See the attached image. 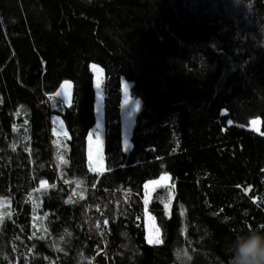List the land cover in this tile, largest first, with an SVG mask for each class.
Returning a JSON list of instances; mask_svg holds the SVG:
<instances>
[{"label": "trees", "instance_id": "trees-1", "mask_svg": "<svg viewBox=\"0 0 264 264\" xmlns=\"http://www.w3.org/2000/svg\"><path fill=\"white\" fill-rule=\"evenodd\" d=\"M253 9L252 18L231 0H0V264H227L231 240L264 231V49L248 38L264 24V0ZM92 62L104 74V171L88 165ZM124 76L142 99L128 152ZM64 79L70 104L52 98ZM54 114L70 134L62 156ZM254 117L261 132L245 126ZM163 173L175 198L168 214L155 191L163 241L152 244L144 190Z\"/></svg>", "mask_w": 264, "mask_h": 264}, {"label": "rangeland", "instance_id": "rangeland-1", "mask_svg": "<svg viewBox=\"0 0 264 264\" xmlns=\"http://www.w3.org/2000/svg\"><path fill=\"white\" fill-rule=\"evenodd\" d=\"M90 67L94 73V85L96 90V123L90 130L89 136L91 134V139L88 136V165L89 168L95 171H104L106 170L105 158H104V114H103V101H102V84H103V68L97 62H92ZM67 82V83H66ZM97 83L100 84V88L97 89ZM72 81L70 79H64L56 92L52 94V98L62 99L66 104H70L71 95H72ZM133 82L127 79L125 76L122 77V89H123V100H122V114H123V142H124V150H125V140H127L128 145L130 146L128 152L131 147V134L134 128V125L137 120V116L142 109V99L132 92ZM59 94V95H58ZM252 121H256L257 123L253 124ZM52 134H53V144L56 149V152L59 156L61 154L62 149H66L68 145V139L70 137L68 128L63 117L59 114H54L52 118ZM97 123L101 124V129L97 130ZM249 129L256 130L261 132V117H254L248 125H245ZM99 131L102 140L101 150L97 149V141H96V132ZM166 177V178H164ZM164 178V179H162ZM48 182H44V185L41 186L37 190V195L40 200L44 196L43 188L48 189ZM45 189V190H47ZM157 189L161 190L165 210L168 214L172 212V204L175 198V185L173 183L172 177L170 173H163L160 177L150 179L145 184L144 190V218H145V226H146V238L149 242V239L153 241L152 244L155 243L157 239L163 241V233L161 228L158 226L156 218L154 214L149 209V204L154 196V193ZM39 198H36L34 201L35 207L37 208L40 204ZM147 201V203H145ZM9 205L8 199L0 200V215L3 217L8 213L6 211L7 206ZM37 211V210H36ZM34 213L35 220L34 223L38 230L43 228V217L44 215ZM159 229V232L156 231ZM45 235V234H44ZM43 236V235H41ZM96 264V263H94ZM175 264V263H171Z\"/></svg>", "mask_w": 264, "mask_h": 264}, {"label": "clouds", "instance_id": "clouds-1", "mask_svg": "<svg viewBox=\"0 0 264 264\" xmlns=\"http://www.w3.org/2000/svg\"><path fill=\"white\" fill-rule=\"evenodd\" d=\"M237 10L247 12L255 17L254 0H231ZM256 31L248 34V38L256 48L264 49V24L254 21ZM227 264H264V231L249 228L244 235H237L226 249Z\"/></svg>", "mask_w": 264, "mask_h": 264}, {"label": "snow or ice", "instance_id": "snow-or-ice-1", "mask_svg": "<svg viewBox=\"0 0 264 264\" xmlns=\"http://www.w3.org/2000/svg\"><path fill=\"white\" fill-rule=\"evenodd\" d=\"M96 87H97V89H99L100 88V84L97 83ZM252 123L255 124L257 122L256 121H252ZM96 129L97 130L101 129V124L100 123H97ZM257 131H258V129H257ZM89 139H91V134L89 136ZM96 141H97V149H98V151H100L101 150V146H102V140H101V135H100V132L99 131L96 132ZM129 147L130 146L128 145L127 140H125V150H128ZM164 178H166V177H164ZM164 178H162V179H164ZM41 184L43 186L44 185V182H41ZM145 203H147V201H145ZM2 220H3V216L0 215V222H2ZM105 224H107V221H105ZM97 227H99V225H97ZM156 231L159 232V229H156ZM149 243H153V241L151 239H149ZM155 243H162V241L159 240V239H157L155 241Z\"/></svg>", "mask_w": 264, "mask_h": 264}]
</instances>
